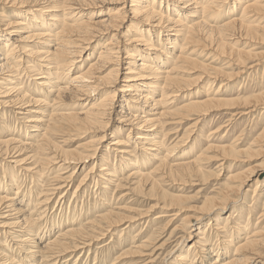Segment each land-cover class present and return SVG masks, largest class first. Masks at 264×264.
<instances>
[{"label":"bare ground","instance_id":"6f19581e","mask_svg":"<svg viewBox=\"0 0 264 264\" xmlns=\"http://www.w3.org/2000/svg\"><path fill=\"white\" fill-rule=\"evenodd\" d=\"M88 163L72 198L93 182L98 214L39 248L45 208ZM114 195L149 204L110 210ZM145 220L165 221L117 260L153 264L176 237L192 242L163 264H264V0H0V234L55 264Z\"/></svg>","mask_w":264,"mask_h":264},{"label":"rangeland","instance_id":"374dc122","mask_svg":"<svg viewBox=\"0 0 264 264\" xmlns=\"http://www.w3.org/2000/svg\"><path fill=\"white\" fill-rule=\"evenodd\" d=\"M197 92L199 94L201 93V91H197ZM180 102L182 103L183 99H181L178 103H180ZM7 120H8V123H10V125L11 124L12 125L15 124V122H13V120L11 118L9 119V117H8ZM21 126H23V124H20V126H19V123H18L15 128H19ZM205 132H206V130L202 132V136H201V133L198 131L195 134V136H194L195 140L193 139L189 144H187L184 147H181V149L182 148H183V150L187 149L188 151L191 150V148H193V145L195 143L196 144L198 143L199 138L205 137L204 136ZM28 133L30 135L31 134V130H28ZM181 133H179V134H181ZM107 134H109V132ZM178 137H180V136H178ZM105 140H106V142H104L103 145H104V147H108L109 139L106 138ZM31 141L33 142V140H30V141H27V142L30 143ZM78 144L79 143H76V142H75V144L74 143H70L68 145L69 146L68 150H72L74 148V146L75 145L77 146ZM129 148L137 149L138 147H137V145H131V146H129ZM178 152H180V149L178 151L176 150V153H178ZM134 155L140 157L142 155V152L139 151V150H135ZM110 164L112 165L113 161L110 162ZM114 164H116V163H114ZM88 166H89V163L86 164L85 166L81 167L82 170L81 169L77 170V174H74L73 182H72V185H71V190L68 191V193L70 192L69 194L63 196V199L60 198L61 199V201H60V200H58V198L61 195L59 193L60 195H57V196L53 197L51 199V201L49 202L47 208H45L46 210H45L44 215H43V216H45V218L42 216V220L43 221L42 220L40 221L41 222V227L37 231L38 236L36 235L35 237L32 238L33 240H35L36 243H39V244H37L39 246V248H42L43 245L46 243L45 240L49 237L48 236L49 234L52 236V235L56 234L59 231L58 230L59 227H60L59 223L61 221L64 223V225L60 227L62 229L65 225H67L66 222L64 221L66 219H68L70 222H72L73 220H78L77 224H81V223L84 224V223L88 222L93 216H96L95 214H98L97 213L98 210L94 211L93 209L95 208V206L97 204L100 203L99 198H98V197H100V194H99V192L98 193L95 192L96 189L94 188L95 185L93 184V182L89 181L90 185L88 184L87 185L88 187L86 185H84V187H83L85 191L82 192L81 194H79L76 198H72V193L75 190L74 188L77 187V185L79 184V182L81 180V177H82V174L87 169ZM12 167H13L12 165H6V166H4L3 170L6 171V173H10L11 170H12ZM8 168H10V170ZM55 169H56V167H55ZM129 170L130 169L128 168V170L126 172L128 173ZM53 172L54 171H51V174H53ZM25 180H26V182L23 183V186H26L25 190L27 189V191H29V186L31 185L32 188H31V196H30V198L32 197V199H33L34 198V194L36 192H38V186L35 183L30 184V179L29 178H26ZM13 188L15 189L16 186H14ZM14 189H12V190H14ZM196 189H198V188H196ZM111 190H113L112 186L110 187V191L108 192V195L111 193ZM81 191H83V190H81ZM190 191H192V190H189L188 194H193V193H190ZM23 193H24V191H22V194ZM118 195H116V196L114 195L113 202H112V204H111V206L109 208L110 210H113L115 207L117 208L118 206H120V208H124V209L139 208V207L141 209L142 208L145 209V208H147V206L149 204V201L147 199H145V201H144V199L141 201V200H139V197H137L135 195H134V197H132L133 200H135V199L137 200V202L135 204H133L134 202L132 201V199H129V198L126 199L127 201H124V200H120L119 201V200H117ZM129 195H130V193H129ZM250 196H251V194H250ZM56 197H58V198H56ZM62 200H63V202H62ZM130 202H132V204H130ZM74 204H75V207H74ZM33 205L34 204L29 206L27 210L33 211V208H34ZM23 207H25V206H23ZM86 209L90 212L88 216L86 215V211H85ZM23 210H25V208ZM116 211H118V210H116ZM158 212H160V211L158 210V211H155L152 214H149L150 218L148 220L149 221L152 220V217ZM25 216H27V213H25ZM243 218L246 219V215H244ZM148 220H145L142 223L141 222L140 223L135 222V223H133L130 226L128 225L127 227L126 226L118 227L114 231H112V232L110 231L111 232L110 234L107 233L105 236H103L101 240H98L96 242H87L86 246H84V248L82 250H80L79 252H77L75 255H66V256H63L62 258H56L57 260H56L55 264H129L130 262H125V260H123V259L122 260L121 259L117 260L119 258V256L121 255V253L126 251V250H128V249H130V248H133L136 245H139L141 242H143L145 239H147L151 235V233H150L151 230H154V228L164 224V221H165L164 220L162 223L157 222V224L152 225V223L148 224ZM251 221L252 220L250 219L248 221V223H251ZM255 222L256 221H253L252 225ZM51 225H52V228H51ZM78 227H79V225H78ZM172 228H173V226L170 227V230ZM47 230H48V232H47ZM49 231H50V233H49ZM167 234H168V231H167ZM167 234L163 235V233L161 234V232L159 234H156L157 235L156 236L157 237L156 238V242L158 241L157 242V246L160 245L162 243V241H164L167 238ZM43 235H45L44 236V237H46L45 239H44ZM204 237H207V231H206ZM160 238H162L161 241H159ZM175 238L176 237H172L168 241L169 243L167 242L164 246L159 248V251L156 254V256H158V257L156 258V260H154L153 264H163V261L166 260L165 258L166 257L168 258V256H165V255H167L168 253H170L172 251L176 252L177 250H180L181 248H184L185 245L188 246L192 242V241H187L182 246H178V244H176L177 242H174ZM170 242H172V243H170ZM109 243H112V244H109ZM1 244H5L6 247H2ZM174 244H175V246H174ZM98 245H99V247H98ZM100 245H101V247H100ZM171 247H172V249H171ZM25 248H28V247H25ZM7 249L12 250L13 252L12 251H9V252H12L13 255H9V254H7V252L4 251V250H7ZM32 250L35 251L37 249L34 248ZM0 251H4V253H6L7 255L12 256V259H14V261L16 263H18V264H25V261L26 262H28V261L32 262L30 260L31 258L29 256H26L25 253H23V252L26 251L24 248H21L20 250L19 249L15 250L14 243H12V241L9 240V239L5 240L4 236L1 235V234H0ZM149 251H150V249H149ZM164 256H165V258L162 259ZM25 257H28V258H25ZM34 264H36V263L34 262Z\"/></svg>","mask_w":264,"mask_h":264}]
</instances>
